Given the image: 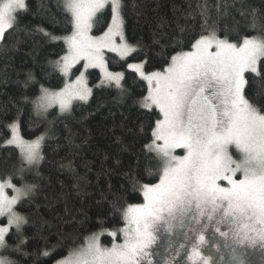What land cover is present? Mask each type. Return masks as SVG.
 <instances>
[{
    "label": "snow or ice",
    "instance_id": "6c2138e0",
    "mask_svg": "<svg viewBox=\"0 0 264 264\" xmlns=\"http://www.w3.org/2000/svg\"><path fill=\"white\" fill-rule=\"evenodd\" d=\"M57 7L71 25L70 34L61 37L44 28L36 31L52 42L62 40L66 46L62 55L49 62L51 71L64 78L63 87L53 91L41 84L36 97L25 95L22 102L31 104L37 117H46L53 106H58L61 114H71L74 101L87 103L92 96L85 75L89 68L101 74L96 87H114L123 99L129 92L125 73L109 69L106 53H114L125 62L142 54L143 59L127 63V68L146 83V91L134 103L156 118L149 125L150 135L142 141L140 153H133L135 168L130 164L123 174L143 202L121 204L109 184L104 198L115 197L110 201L111 211L123 226L110 229L99 221L98 231L86 235L81 246L71 248L55 264H146L148 257L160 255L149 251L157 234L174 228L183 230L180 242L174 249L169 243L167 256L158 264H185L180 259L182 253L191 264H211L213 255L202 254L209 233L214 241L212 251L220 255L221 264L222 248L231 249L233 259H238L240 245L259 246L264 251V11L254 7L242 10L246 31L255 34L237 31L232 39L235 26H220L228 5L218 3L213 19L207 3L198 4L201 31L192 35L185 47L187 29L180 25L175 37L161 33L154 35L152 45L129 43L123 0H58ZM105 9L110 11V19L104 17ZM28 11L27 0H0V43L6 33L18 27L19 14ZM51 22L60 21L52 17ZM98 27L99 34H94ZM153 55L161 59V66L146 71ZM81 61V68H76ZM73 75L75 79H71ZM254 80L262 87L249 95ZM34 82L29 72L23 86ZM21 114L18 108L17 116L7 124L10 135L0 145L18 150L17 162L0 174V264H21L10 258L13 256L32 257V264H38L40 257L55 251V246L31 253L25 250L28 229H35L44 239L48 224L39 211L28 214L18 210V205L35 202L40 194L39 183L28 176H39L46 137L25 140L20 135ZM139 134H145L143 126ZM116 143L121 151L132 152V145L123 138L117 137ZM176 149H182L183 154L177 155ZM108 158L106 155L105 160ZM141 158L150 162L144 174H155L158 182H142ZM120 165V159L115 158V166ZM61 167L70 169L71 162ZM87 183L86 177H78L73 188L80 193ZM105 234L112 238L111 247L101 243ZM147 264H152L151 260ZM239 264H244L243 259Z\"/></svg>",
    "mask_w": 264,
    "mask_h": 264
},
{
    "label": "trees",
    "instance_id": "16d2710c",
    "mask_svg": "<svg viewBox=\"0 0 264 264\" xmlns=\"http://www.w3.org/2000/svg\"><path fill=\"white\" fill-rule=\"evenodd\" d=\"M27 3L29 11L19 14L18 27L6 33L5 41L0 43V145L10 135L7 124L17 116L18 108L22 111L20 132L24 139L34 140L44 134L49 136L43 145L44 160L39 165V176L35 173L28 176L30 181L35 179L39 183L40 194L35 202L18 205V210L28 214L39 211L48 221L43 230L44 239L35 229H28L26 234L30 239L25 250L31 253L45 246H55L51 256L40 257L38 262L55 264L66 257L71 248L81 246L86 235L98 231L101 226L99 221L103 220L104 226L110 229L123 226V222L111 211L110 201L115 197L104 198L109 184L119 195L121 204L143 202L142 195L132 190L123 174L130 164L135 168L133 153H140L142 141L150 135L148 128L156 116L134 103L146 91V83L127 68V63L138 62L143 55L130 57L125 62L114 53H106L109 69L125 73L124 83L129 90L126 97L120 99L114 87H96L101 74L98 69H89L87 77L92 96L87 103L75 102L71 114L64 116H59L54 109L46 117H37L32 105L23 103L22 97H36L41 84L53 91L63 87L64 78L51 71L49 62L62 55L66 46L62 40H48L36 29L44 28L62 37L70 34L71 25L63 19L57 7L58 0H27ZM123 3L125 36L129 43L140 45H152L154 35L161 33L175 37L180 25L187 29L184 33L187 47V40L201 31L202 18L197 11L198 4L207 3L213 19L217 17L218 3L228 5L227 15L221 17L220 26H235L230 34L232 39L236 38L237 31L240 34H255L246 31L245 18L240 15L242 10L254 7L264 11V0H123ZM224 11L221 7V12ZM52 17L60 22L53 24ZM104 17L110 19L108 9L104 10ZM99 31V27L94 29V34H99ZM220 35L223 36L222 31ZM168 51L171 53L172 49ZM161 63V59L153 55L145 70H155ZM76 68H81V65ZM29 72L33 74L35 82L25 88L23 81ZM260 87L259 82L254 80L251 90L246 91H249V95H255ZM141 126L145 134H139ZM129 129L137 135L129 133ZM117 137L131 144L132 152L121 151V146L116 143ZM106 155L109 157L107 160ZM17 158L18 150L15 148L0 147V174L10 171ZM115 158L121 161L119 168L115 166ZM69 162L70 169L61 167V164L67 165ZM86 163L88 167H85ZM149 163L141 158V180L158 182L155 174H144L143 170ZM78 177H86L88 181L85 190L80 193L73 188ZM66 208L71 211L66 212ZM58 241L61 243L58 244ZM102 243L110 245L112 238L104 235ZM10 258L19 260L21 264H32L33 259L29 257L25 260L20 256Z\"/></svg>",
    "mask_w": 264,
    "mask_h": 264
},
{
    "label": "rangeland",
    "instance_id": "374dc122",
    "mask_svg": "<svg viewBox=\"0 0 264 264\" xmlns=\"http://www.w3.org/2000/svg\"><path fill=\"white\" fill-rule=\"evenodd\" d=\"M82 64H83V61H81V64H78L77 66L82 65ZM89 69H92V68H89ZM74 71H75V69H73V72ZM115 72H120V71H115ZM75 74L79 75L78 72H76ZM85 75L87 77V72L85 73ZM71 79H75V75H73L71 77ZM87 80H88V77H87ZM88 85H89V81H88ZM89 87L91 88L90 85H89ZM75 102H79V101H74L73 104ZM80 102H82V101H80ZM54 109L58 111L59 116L67 115V114H61L58 106H53L52 108L48 109V113ZM48 113H47V115H48ZM20 135H21V132H20ZM44 136L46 137V139L49 137L46 134H44ZM29 141H31V140H29ZM176 154L182 155L183 150L182 149H176ZM182 231L183 230L180 228H174L171 232L162 231V232L158 233L157 234V240H156L155 244L152 246V249H150L149 251L153 252V253L158 251L160 253V255L159 256L153 255V256L148 257L146 260V264H147L148 260H151L152 264H158V262L162 261L164 259V257L167 256L165 249L168 247L169 243H171L173 245V249L176 246H178V244L180 242L179 235ZM105 235H107V234H105ZM102 238H103V236L101 237V243H102ZM117 242H122V241L118 239ZM213 243H214V241L212 239V234L211 233L206 234L207 247L202 248V254L205 251H207L210 247H212ZM102 245H104V244L102 243ZM104 246L111 247V244L110 245H104ZM222 251H223L222 264H239L240 259H243L244 264H264V251H261L259 249V246H251V245H240V246H238L237 247L238 259L232 258L231 249L224 250L222 248ZM183 258H184V255L182 253L180 259H183ZM183 260L185 261V264H191V262L187 261V258H185ZM211 264H221V257L219 254H217V256L213 259Z\"/></svg>",
    "mask_w": 264,
    "mask_h": 264
},
{
    "label": "flooded vegetation",
    "instance_id": "af4514ba",
    "mask_svg": "<svg viewBox=\"0 0 264 264\" xmlns=\"http://www.w3.org/2000/svg\"><path fill=\"white\" fill-rule=\"evenodd\" d=\"M210 253L213 255L214 258L217 256V253H215L214 251H212V247H210L207 251H205V252L203 253V255H209ZM165 257H166V256H165ZM165 257H164V258H165ZM185 258H186V256H184L183 259H185Z\"/></svg>",
    "mask_w": 264,
    "mask_h": 264
}]
</instances>
